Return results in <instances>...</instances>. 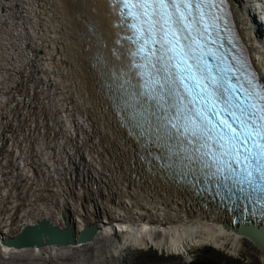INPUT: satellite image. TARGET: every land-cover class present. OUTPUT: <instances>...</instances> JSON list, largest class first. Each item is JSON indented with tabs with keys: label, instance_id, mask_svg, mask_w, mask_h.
Masks as SVG:
<instances>
[{
	"label": "bare ground",
	"instance_id": "6f19581e",
	"mask_svg": "<svg viewBox=\"0 0 264 264\" xmlns=\"http://www.w3.org/2000/svg\"><path fill=\"white\" fill-rule=\"evenodd\" d=\"M229 1L234 28L264 79V0ZM114 25L107 0H0V151L6 140L17 157L0 191V231L13 235L52 211L59 225L70 214L78 232L84 224L98 226L90 243L14 249L0 240V253L29 261L36 254L49 258L55 250L68 255L94 249L107 239L115 256L155 248L187 257L204 245L234 254L245 241L258 248L225 228L236 223L235 215L169 172L155 165L149 170L142 159L146 152L130 135L108 91L110 81L101 74L102 62L116 69L125 63L117 54L122 50ZM36 129L43 132L47 154L40 147L38 156L29 150ZM18 139L27 143L24 149ZM44 157L47 165L40 169ZM1 160L6 169L8 162ZM27 161L31 169L23 172ZM53 165L56 176L47 186L45 175ZM14 178L22 183H12ZM20 183L30 186L20 191ZM260 257L264 263L262 252Z\"/></svg>",
	"mask_w": 264,
	"mask_h": 264
},
{
	"label": "snow or ice",
	"instance_id": "6c2138e0",
	"mask_svg": "<svg viewBox=\"0 0 264 264\" xmlns=\"http://www.w3.org/2000/svg\"><path fill=\"white\" fill-rule=\"evenodd\" d=\"M110 4L129 46L101 74L149 170L202 176L264 218V84L230 36L225 0Z\"/></svg>",
	"mask_w": 264,
	"mask_h": 264
},
{
	"label": "rangeland",
	"instance_id": "374dc122",
	"mask_svg": "<svg viewBox=\"0 0 264 264\" xmlns=\"http://www.w3.org/2000/svg\"><path fill=\"white\" fill-rule=\"evenodd\" d=\"M6 53H7L6 55H4L5 53L2 55L3 66L7 65L5 60H8L7 57L9 53L8 52ZM4 72L5 73H3V75L4 77L6 75L5 78H7V76L9 75L7 74L8 71H4ZM42 133H43L42 131L36 129L32 135L31 141L29 142V150L30 152L32 151L31 152L32 155L38 156L37 152L40 149L45 154L48 153L47 146H45L44 143H42L41 141ZM18 141L20 147H23L24 149L27 143L19 139ZM5 145H6V140H4V142L2 143V149L0 151V161L2 162L3 160L1 159L3 158L6 159V161L8 162L6 164V169L0 168V191L3 189L2 183H4L6 180V175L8 170L11 171L12 169H14L16 167V162H17V157H15L14 154H12V151L8 150V148ZM37 147L38 148L40 147V149H38ZM46 165H47L46 157H44V159L41 161L40 169H44ZM30 169L31 168L28 161L25 163V167L21 168L23 172H25V170L29 171ZM56 171L57 170L55 165L49 167L47 174L45 175V179H46L45 183L47 184V186H49V181L50 182L53 181L52 179L49 178L55 177ZM27 181L31 182L32 179L28 178ZM19 182L21 181H19L17 178H14V180L12 181V183H19ZM21 183L17 188L18 190L21 189L20 191H22V189L24 188L27 189L30 186L29 184L24 185L23 188ZM71 188L72 189H70L71 192L69 194L74 196L76 193V191H74L76 187L74 186ZM10 194H12V190ZM53 214H54L53 211L50 212V215L48 217V219H50L51 221ZM17 227L14 228L16 229ZM110 245H111V239L109 240L107 239L106 242L104 241L103 243H101V245H98V247L94 249L82 247L80 249L72 250L68 255L61 250L59 251L55 250V252L49 258L46 257L45 255L40 257L36 254V256L29 261L28 260L25 261L23 259L14 258V257L10 258L8 255L4 254L5 252L1 251L0 264H189L194 260H198V259H206L213 262L214 264H264L261 261V257H260L261 252L259 251V249L248 241L247 242L245 241L243 246H241L239 252L234 254L229 253L227 250H221L219 248H216L212 245H204V246L195 247L192 250H190L187 257L182 255L162 252L155 248H133L126 250L122 252V254L115 256L111 252Z\"/></svg>",
	"mask_w": 264,
	"mask_h": 264
},
{
	"label": "water",
	"instance_id": "95a60500",
	"mask_svg": "<svg viewBox=\"0 0 264 264\" xmlns=\"http://www.w3.org/2000/svg\"><path fill=\"white\" fill-rule=\"evenodd\" d=\"M253 67L258 79L264 84V79L261 78L262 75L259 70L254 64ZM221 194V197L217 195L218 198H214V200H218L221 207L226 206L225 212H229V214L236 217V223L224 224L225 228H234L238 234L252 240L264 254V218L251 215V204L237 201L234 195H227L224 190ZM97 232L98 226L96 224H84L81 231L78 232L72 216L67 214L60 225L50 219H42L35 224L23 226L13 235H6L0 231V240L3 245L14 249L45 248L49 246L75 247L78 244L92 242Z\"/></svg>",
	"mask_w": 264,
	"mask_h": 264
},
{
	"label": "trees",
	"instance_id": "16d2710c",
	"mask_svg": "<svg viewBox=\"0 0 264 264\" xmlns=\"http://www.w3.org/2000/svg\"><path fill=\"white\" fill-rule=\"evenodd\" d=\"M189 264H214V263L206 259H198V260H194Z\"/></svg>",
	"mask_w": 264,
	"mask_h": 264
}]
</instances>
